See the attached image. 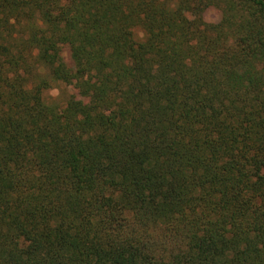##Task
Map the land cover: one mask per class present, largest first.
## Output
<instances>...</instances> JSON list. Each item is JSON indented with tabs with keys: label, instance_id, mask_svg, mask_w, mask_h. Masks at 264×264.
Here are the masks:
<instances>
[{
	"label": "trees",
	"instance_id": "trees-1",
	"mask_svg": "<svg viewBox=\"0 0 264 264\" xmlns=\"http://www.w3.org/2000/svg\"><path fill=\"white\" fill-rule=\"evenodd\" d=\"M0 264H264V0H0Z\"/></svg>",
	"mask_w": 264,
	"mask_h": 264
},
{
	"label": "rangeland",
	"instance_id": "rangeland-1",
	"mask_svg": "<svg viewBox=\"0 0 264 264\" xmlns=\"http://www.w3.org/2000/svg\"><path fill=\"white\" fill-rule=\"evenodd\" d=\"M220 19V14L217 10H210L205 14V20L210 23H216ZM134 36L138 42H142L145 39L144 30L141 27H136L134 29ZM65 60H69V53L67 50L63 53ZM74 96L80 99L78 92L75 90H70L66 85H61L59 88L53 89L48 92V98L54 101L55 104H63V102L69 97Z\"/></svg>",
	"mask_w": 264,
	"mask_h": 264
}]
</instances>
